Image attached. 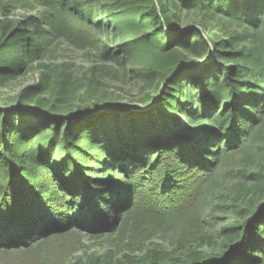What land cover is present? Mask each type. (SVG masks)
<instances>
[{
	"label": "trees",
	"instance_id": "1",
	"mask_svg": "<svg viewBox=\"0 0 264 264\" xmlns=\"http://www.w3.org/2000/svg\"><path fill=\"white\" fill-rule=\"evenodd\" d=\"M105 27L134 35L113 47ZM62 42L95 57L92 75L98 59L141 58L155 94L103 105L94 80L80 86L65 62H48ZM37 71L40 82L0 108V259L18 261L0 264H45L20 252L116 231L117 264H264V200L224 229L221 248L209 234L185 251V234L161 238L264 137V0H0V86ZM74 264L115 263L108 252Z\"/></svg>",
	"mask_w": 264,
	"mask_h": 264
},
{
	"label": "rangeland",
	"instance_id": "2",
	"mask_svg": "<svg viewBox=\"0 0 264 264\" xmlns=\"http://www.w3.org/2000/svg\"><path fill=\"white\" fill-rule=\"evenodd\" d=\"M30 10L29 6L19 7L11 17L15 20L21 19ZM98 19L103 20L102 15ZM133 35L134 32L128 34L125 31L105 27L101 36L104 42L114 47ZM48 62L58 64L65 62L67 69L64 71L71 74L73 80L79 82L80 86L90 85L94 80L98 90L95 97L101 100L103 105L111 103L138 107L148 94H155V86L145 82L138 72L145 66V61L141 58H125L118 63L98 59V71L92 75L90 69L96 63L95 57L88 52L74 50L62 42L58 44L57 51L49 57ZM40 79L41 73L37 71L15 80H7L0 86V108L15 107L18 93L27 86L38 84ZM80 92V90L70 91L68 99L78 103ZM90 101L93 103L94 97L88 102ZM263 138H256L219 169L205 188L188 222L178 217L162 227L161 238L166 244H179L178 239L185 234V238L180 239L184 240L183 251H185L190 245L202 243L201 235L209 234L214 237L213 247H222L226 240L224 229L245 219L252 208H256L264 200ZM119 235V231L101 238H96L87 232H83V235H66L32 252H20V254L27 256L28 260L45 262V264H74L86 254L101 255L111 252L115 264L116 261L125 263L120 257L122 254L117 243ZM142 238L138 237L140 240ZM0 262L18 261L12 255V257L1 256Z\"/></svg>",
	"mask_w": 264,
	"mask_h": 264
}]
</instances>
